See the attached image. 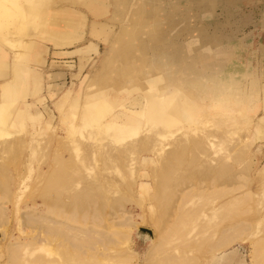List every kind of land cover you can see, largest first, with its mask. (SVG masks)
Returning <instances> with one entry per match:
<instances>
[{
    "label": "rangeland",
    "instance_id": "374dc122",
    "mask_svg": "<svg viewBox=\"0 0 264 264\" xmlns=\"http://www.w3.org/2000/svg\"><path fill=\"white\" fill-rule=\"evenodd\" d=\"M191 1L131 0L132 6L127 7L128 11L123 13L125 18H120L117 13L116 19L118 20L112 21L115 24L113 25L110 23L111 17L106 16L110 10L112 13L116 11L115 9L113 12L114 8H111L110 0H79V2L77 0H0V48L8 52L11 57L14 56L15 64L19 66L21 71L19 76L17 75L18 80L16 79L17 89L19 87L17 93H14L9 98L10 94L5 95L0 89V163L2 164L0 167V185L1 187L9 185L8 188H5L7 189L6 192L2 191L0 187V207H2L0 208V215H2L0 216V237L4 236V238H0V264H10L11 260L8 257L11 249H9V246L19 247L18 245L22 243L29 244L28 250H26L29 252H24L23 262H20L22 264H107L110 262L109 259L118 264L119 261L117 260L122 257L126 259L125 256L127 255L134 260L130 261L127 259L131 258H127L126 262L120 260L119 264L122 262V264H149L150 259L148 258H154L155 256H157L155 258H172V260L168 259L170 262L175 259L172 263L179 259H184V261L196 260L197 264H253V261H257V259H254L257 254L252 250L254 247L251 245L255 241L256 245H258V240L264 238V207H262V204L264 206V0L239 1V18L235 23L245 17L247 18L246 25L241 26L239 29L235 28L236 30L233 33L230 26L228 28L225 27L227 30L223 33H229L232 36H207L208 30L206 29L204 36L200 35L197 37L192 34V38L195 37L196 42H193L191 38L187 39L192 30H194L193 28L198 27V25H195L196 21L194 19L193 7L195 5L193 6ZM218 1L220 2V0H217L216 3H209L207 7L212 8L219 3ZM222 4L227 7L230 5L229 2H222ZM156 5L170 12L173 16H175V13L178 16L185 12L187 15L189 7L193 13L190 18L184 17L183 20L181 19L176 24L161 31L159 35L155 33L144 37L149 40L143 38L140 40H145L143 43L138 44L136 42L140 47L127 54L123 53L120 49L122 43H118L126 41L118 38V35L122 33V28L125 25L154 28L156 21L154 8ZM94 7L99 11L96 18L89 11V9L92 10ZM135 7L143 8L140 9V14H136V16L138 15L142 18L134 17L135 15L132 14V9ZM59 9L64 10L66 13L73 11L82 12V15L85 16L64 21L61 20V17L54 16V11ZM86 14L94 18L92 22L100 25L115 26L114 34L104 38L95 36V33L94 35L89 31L91 22L86 21L85 23ZM103 16H106L103 21L95 20ZM223 16H225L224 19L219 22H227V15L223 14ZM179 18L181 16H178ZM133 19L135 20L132 21ZM124 21L127 24L124 25ZM204 23L208 25L211 33L210 26L218 24V19L207 14ZM239 23L242 24L241 21ZM81 24H85V26L83 25L84 32L87 30L88 32L86 33H89L91 37L105 43V47L103 42L100 43V52L97 50V44L92 43L89 38H84L83 34L81 35V29L76 30V27ZM62 25L67 26V33L73 31V33L76 32V36L68 45L59 50L71 47L78 50L87 45L82 43L80 44L81 46L79 44L74 45L79 42L78 40L82 39L87 40L85 42L88 44L95 45V50L93 51L95 54H92V60L90 59L91 53L86 54L84 58L86 60L79 58V65L78 62L75 63V68L72 70L73 73L71 71L64 72L66 77H64L63 73H47V69L44 68V66H47V58L49 63L52 60L59 61V59H52V56H49L48 46L51 48V44L54 46V43L47 42L46 36L59 29ZM205 36L211 38L213 44L207 50L198 53L196 50L206 47ZM197 40H199V46L193 45L198 43ZM54 41L56 42L58 39L56 38ZM216 42L224 43L214 45ZM213 46L218 47L213 49ZM58 52L57 54L53 52L52 55H72L74 51L70 53ZM46 55H48L47 58ZM15 56L18 57L15 58ZM37 57H40V63L36 61ZM154 65L155 67L156 65L157 67L158 65L164 67L159 70L161 72H157ZM48 67L54 68V63H51ZM50 74H62V76L55 79ZM53 78L54 81L64 78L61 82L62 85L54 84ZM177 84L179 88L175 89V94L168 101L172 105V107L171 105L169 106L172 109L167 110L169 107L166 106L167 112L170 111V117L167 116V112L164 113L166 110L162 109L163 113L160 116L156 115L158 111L156 113L154 111L155 115L152 113V118L147 115V121L146 116L140 118L142 129L140 126L123 128L118 125L112 130L106 131L109 130L107 126L111 122L110 119L115 114L123 111V105L139 110L138 107L142 104L145 105L146 101L167 104L166 98L169 96L167 92L172 87L177 86ZM137 87L139 89H136ZM156 90L161 91L152 98L149 93ZM139 100H141L140 103ZM168 117L169 119L166 120ZM147 122L151 123L149 125L151 126L150 128ZM153 123L154 126H152ZM154 127L155 130L153 131ZM149 129L152 130L149 131ZM155 131H159L162 136H157L156 134L159 135L160 133ZM146 136L147 138H145ZM152 136L155 137L154 140L150 139ZM152 141L159 144L155 143L156 145L152 146L154 143L152 145H150L151 143L149 144ZM178 143L181 144L178 145ZM140 144L143 145L142 148H140ZM174 145L177 150L173 147ZM158 146H160V149H158ZM163 146L165 150L162 152L149 151L153 149L152 147H156L154 148L155 151L161 150ZM179 147H184V149ZM131 148V152L126 151ZM117 149L120 150V153ZM179 149L180 151L183 150L184 153L181 152L183 153L182 155L186 156H184L186 160L180 170L178 168L175 169L178 170L176 172L178 174L174 171L170 182L173 186L177 183V186H174L177 190H173L176 195L173 194L176 197H174L176 202L169 200L173 203L171 205V203L167 202L169 203L168 205L172 206L171 208L166 204H163V207L164 205L168 207L159 208L160 203L163 202L154 198H156V195L159 196L158 193L162 194L163 191L165 195L168 193L166 188L159 190L160 187L156 185L163 178L160 175L163 170L160 169H162V164L165 161L163 163L160 159H170L171 155L174 152H178ZM171 150L174 151L172 152ZM125 152H128L126 153L127 156ZM107 153H111L110 156ZM194 155L198 156L195 157ZM62 160L64 161L62 162ZM214 161H217L215 162L217 164ZM188 164H190V167ZM196 166L197 168H194ZM3 167L4 169H9L3 171ZM220 167L221 169H218ZM227 167L233 170L232 172L228 171L229 174L224 171L228 169ZM61 168H64L63 172L60 171L62 170ZM206 168H212V170L210 169L212 172H207L209 170ZM213 171L214 173L224 171L231 178L228 179V176L221 178L224 175L218 176L220 172L214 174ZM67 172L69 173L68 178L65 177ZM186 172L191 173L188 174ZM58 173L64 174L63 176L69 182H65L66 179H63V177L60 179ZM69 175L72 177L70 178ZM85 176L86 178H84ZM188 176L191 179L185 178ZM2 177L4 178L2 179ZM56 180L62 182V185L57 184L58 181L56 182ZM2 181H10L12 183H2ZM49 181H53L58 186H54L51 183L56 188L50 187L49 189V187H46V185H50ZM187 181L191 183L189 184ZM78 182H82L80 186ZM180 182L185 184L183 185L184 188L180 187L183 184H180ZM244 182L247 183L244 184ZM213 183H216V186L212 185L211 187ZM217 183H219L220 187ZM60 185L64 187L63 190H67L69 187L68 192H65L64 195L60 193V190L64 193ZM202 188L206 195L213 191L226 190L228 188L230 189L229 191L232 189L239 190L236 192L231 191V193H228L231 195L219 201L211 200L208 201L209 203H204L201 199H205V197L203 196L200 199ZM181 190L185 191L187 196L188 194L191 197L194 195L190 199L191 201L184 202L181 199L184 195ZM86 192H90V195H97L95 204L100 199L106 205L110 201L114 203L110 202L109 207H103L106 208L105 211L107 212H105L104 216L101 215L100 220L97 219L95 221L99 223H94L92 219L93 213L89 211L93 208L95 209L94 202L85 207L89 209L87 221L93 220L91 223H94L93 225L90 222L85 224L84 219H82L84 222L82 224L81 217L85 216H81V213L78 214L79 221L75 223L76 225L63 219V213L72 210L71 207L69 208V204L72 202L71 198L74 197L73 200L75 201L78 194L83 196ZM245 193L246 196L249 194L254 195L253 197L250 195L253 199H250V208L249 205L248 208H244L240 216L234 218L233 221H228V219V222L224 221V217H222L224 224L220 226L225 228L231 223L238 225L237 223L243 222L245 225L249 224L247 225L249 229L244 231V228V230L240 231L244 234L236 231L237 235H240V237L236 235L239 240H235V237V241L227 248L220 249V247H215L216 250L219 248L216 253L212 252L213 249L207 251L206 246L209 248L211 242L217 241L218 238L221 239V237L216 236L220 233L213 237L212 233L215 229H210L212 225L215 228L214 225L219 220H222L220 216L223 210L220 211L221 207H217L224 203L227 204L230 200L233 201L234 198L242 197ZM58 197H60L59 200ZM211 197L213 198V196L207 198L211 199ZM59 201L60 203L62 201V205ZM115 201L116 203L119 202L120 206L118 204L115 206ZM211 202L214 204H210ZM57 204H59V207L61 205V210L65 208L64 211L59 210L60 208L58 209ZM110 204L115 207H110ZM180 205L184 206V210L195 213L194 218L190 223L185 224L186 227H182L184 229L180 228L181 231L178 230L180 231L179 233L177 231L178 234L170 235L171 239L169 242L164 243V247L161 246V250L164 249L163 251L158 250L159 248L156 249L155 246L157 247V245L155 244H158L161 240V232L164 230L166 232L173 223L177 222L176 217L179 212L178 206L180 207ZM48 208H51L52 212ZM221 209H224L225 213L223 215L226 216L225 208ZM58 210L61 211V217L60 212H58L59 214L57 213ZM56 213L59 217L52 215ZM110 213L114 214L115 217H111ZM49 217L50 221L57 220L58 222V224L53 223L55 225L49 224L50 227L55 226V228H52L53 230L60 227L62 232V228L65 227L69 231L74 225L76 226L75 229L77 227L86 229L83 230L84 228H82V231L79 228L75 231L71 229L73 230L72 233L85 231L86 234V231L91 228V230L98 229L100 234L108 235L107 237L110 240L113 238L112 242L116 240L118 242L112 243L113 247H108V249L111 247L110 250H103L105 252L101 256H98L100 249L93 251V248H84V251L81 252L75 248V245L77 238L82 237V234L73 233L78 236L77 238H73L75 236L72 237V234H69L70 231L68 233L65 232V234L45 236L44 232H42V225L39 224H42L43 218ZM27 218L29 222H31V219L36 221L38 219L37 222L34 221V224H30L33 225V228L26 223L28 222ZM40 218L42 220L39 221ZM61 220L63 224L59 222ZM120 222L125 224L121 227L120 225L122 224H119ZM23 224H27L26 228ZM59 224H62V226ZM117 224L120 226L117 228L119 230L115 229V225L118 226ZM219 224L217 225L219 226ZM94 225L97 226L94 227ZM49 226L47 225L48 228H50ZM204 226L206 228L209 227L210 230L207 231ZM112 229L115 230L113 231ZM141 229L150 230L153 233V237L151 238L148 234L141 232ZM118 231L123 233L120 234L121 237H119ZM95 232L97 231L93 233ZM205 232L211 233H207V235ZM99 233L97 232L96 234ZM114 233H118V236H113L112 234ZM68 234L69 237L65 236ZM203 234L212 236L215 241H211L210 239L212 238L205 237ZM63 236L70 240L63 238ZM91 236L92 238L94 236V239L99 238L94 234ZM32 237L35 239L33 240ZM198 238H201V242L204 243V245H201L202 247H199L201 242H198L200 241ZM203 238L207 239L209 245H206ZM31 240L32 243L35 241V245L30 243ZM36 240L40 241L37 242ZM110 240H108L109 243H111ZM259 242H262V240ZM212 245V248H214L215 244L212 243ZM106 252L108 253L106 254ZM118 252L121 253L119 254ZM252 252L255 254H252ZM104 255H108L105 256L106 259ZM182 260L175 263L179 262L180 264ZM259 262L264 264V257L261 258V261L255 262V264ZM109 264H113V262Z\"/></svg>",
    "mask_w": 264,
    "mask_h": 264
},
{
    "label": "bare ground",
    "instance_id": "6f19581e",
    "mask_svg": "<svg viewBox=\"0 0 264 264\" xmlns=\"http://www.w3.org/2000/svg\"><path fill=\"white\" fill-rule=\"evenodd\" d=\"M69 1V0H68ZM78 2H79V0H77ZM130 1L131 0H110V5H111V8L113 9V12L115 11V9H116V11L114 12V13H112V11L110 10V12L109 13H111V19H110V23L111 24H113V25H115L114 23H112V21H115V19H116V14L118 13L119 14V16H120V18H123L124 16H123V13L125 12H127L128 11V9H127V7H131L132 5H131V3H130ZM72 2H74V1H72ZM78 2H76V3H78ZM89 3V2H88ZM86 7H87V5H86ZM90 7V6H89ZM140 9H143L142 7H135L134 9H132V11L133 12H135V13H133L132 12V14H134L135 16L134 17H137L136 16V14H140V12H141V10ZM155 13H156V21H155V26H154V28H144V27H140V26H127V25H125V24H127L125 21V23H123L124 25H125V27L124 28H122V33L121 34H119L118 35V38L119 39H122V40H126V41H121V42H118V43H122V45L120 46V49L123 51V53H125V54H127L128 52H130V51H133V50H135L136 48H138V47H140V45H138V44H141V43H143L146 39H148V38H144V37H147V36H149V35H152V34H155V33H158V35H159V33L161 32V31H163V30H165L168 26L170 27L171 25H174V24H176L177 22H175V23H173L175 20H178V18H176L177 17V15L176 16H173V17H168V11H166V10H164L163 8H161V7H159V6H155ZM87 10H88V8H87ZM89 11H90V14H92V15H94L95 16V18L98 16V14H99V11L94 7V8H92V10H90L89 9ZM145 11V10H144ZM85 14V13H84ZM143 14V13H142ZM54 16H58V17H61V20H68V19H79V18H83V16L84 15H82V12L80 13V12H78V11H73V12H70V13H66L64 10H62V9H59V10H57V11H54ZM179 16H181V15H179ZM138 17H141V16H138ZM125 18V17H124ZM142 18V17H141ZM141 18H140V20H141ZM127 19H129V18H127ZM132 19V18H131ZM136 19H138V18H136ZM182 19V18H181ZM116 20H118V19H116ZM135 19H133L132 21H134ZM131 21V20H130ZM85 23H86V19H85ZM130 23V22H129ZM145 23V22H144ZM117 24V23H116ZM142 24V23H141ZM84 26H85V24H83ZM82 24L81 25H79V26H77L76 27V30L77 29H83L84 28V26H83ZM113 25H104V24H102V25H100V24H97L96 22H92L91 21V25H90V27H89V31L91 32V33H95L94 35L95 36H98V38L99 37H102V38H104V37H106V36H112L114 33V31H115V26H113ZM123 25V26H124ZM83 26V27H82ZM127 26V27H126ZM66 28H67V26L66 25H62V26H60V28L59 29H57L56 31H53V32H51L50 34H48L47 36H46V41L47 42H53L54 43V47H59V49L60 48H62V47H64V46H66V45H68L69 44V42L71 41V40H73L74 39V36H76V32H74L73 33V31L72 32H70V33H67L66 32ZM194 30H192V34H194V33H196L197 35V37L198 36H200V35H204L205 33H204V31L203 30H201L200 28H199V30L197 29H195V28H193ZM75 31V30H74ZM78 31V30H77ZM115 35H117V34H115ZM116 37V36H115ZM58 39V41H54L55 39ZM113 38V37H112ZM145 39V40H143V41H140V40H142V39ZM150 38V37H149ZM156 38V37H155ZM155 38H153V40H155ZM135 39H138V40H136L135 41ZM152 39V38H151ZM104 40V39H103ZM134 40V41H133ZM149 40V39H148ZM157 40V39H156ZM114 41H119V40H114ZM113 41V42H114ZM204 41H205V44H206V47H209V46H212V44H213V41H212V39L211 38H209V37H207V36H205L204 37ZM138 44H137V43ZM157 42V41H156ZM156 42H154V43H156ZM115 43V42H114ZM154 43H150V44H154ZM32 44V43H31ZM149 44V43H148ZM204 44V45H205ZM145 45V44H144ZM144 45H141V46H144ZM111 46H112V44H111ZM147 46V45H146ZM95 46L94 45H92L91 43L90 44H87V45H85V46H83V47H81V48H79L78 50H75L73 53H72V55L74 54V55H77V57L78 58H81L82 60L86 57V54L87 53H92L94 50H95V48H94ZM205 47V46H204ZM55 49H57V48H55ZM207 50V49H206ZM204 51V49H203V47H201V49H199V50H196V52H198V53H201V52H203ZM58 53H61V52H58ZM56 54H57V52H56ZM59 55V54H58ZM62 56V55H61ZM18 57V56H17ZM16 56H15V58H17ZM81 60V61H82ZM84 60H86V59H84ZM11 61V62H10ZM36 61L38 62V63H40L41 62V59H40V57H37L36 58ZM213 61H214V59H213ZM155 64V63H154ZM162 67V66H161ZM161 67H160V65H158V67H157V65H156V67H155V65H154V68H156V71L157 72H161V71H159V70H161ZM164 67V66H163ZM162 67V68H163ZM177 71V70H176ZM21 71H20V69H19V66H16V64H15V61H14V56L13 57H11L10 56V54L8 53V52H6V51H4V50H2L1 48H0V89H1V91H3L4 92V94L5 95H9L8 97L10 98L14 93H17L18 92V90H19V87H18V89H17V83H16V79L18 80V76H19V73H20ZM172 72V71H171ZM38 74V73H37ZM172 74H174V73H172ZM181 74V73H180ZM18 75V76H17ZM34 75V74H33ZM36 75V74H35ZM50 75H53V74H50ZM62 76V74H55V75H53V77L56 79V78H59V77H61ZM179 76V75H178ZM181 77H182V74L180 75ZM33 78V77H32ZM50 78H51V76H50ZM54 78H53V81H54ZM162 80L164 81V79H163V77H162ZM179 81H182V80H179ZM179 83V82H178ZM179 85H180V83H179ZM179 85L177 84V86H175V87H172L171 88V90H168V92H167V95H169L167 98H166V100H167V104H165V103H155V102H152V101H146V104L144 105V104H142L140 107H138V109L139 110H137V109H132V108H130V107H127V106H125V105H123V111L122 112H120V113H118V114H115L111 119H110V124L107 126V127H109V130H106V131H110V130H112L114 127H117L118 125L120 126V127H126V128H128V127H132V126H136V127H138V126H140L141 125V122H140V118H143L144 116H146V121H147V115L149 116L150 115V117H151V115H152V113L154 112V113H156L157 111V116H160V115H162V113H163V111H162V109L163 110H166L167 108H166V106H170L171 104L168 102V101H170V98H171V96L172 95H174L175 94V89H178L179 88ZM55 89V88H54ZM136 89H139L138 87L136 88ZM134 90V89H133ZM189 90V92H191V90L190 89H188ZM161 90H156V91H150V95L152 96V98H154L155 96H157L158 94H159V92H160ZM179 91H180V89H179ZM178 91V92H179ZM177 93V92H176ZM136 99V98H135ZM14 101H15V98H14ZM140 101L141 100H139V103H140ZM143 103V102H142ZM133 105H135V104H133ZM171 107H172V105H171ZM171 107H169L167 110H169V109H172ZM122 108V107H121ZM167 110L164 112V113H166L167 112ZM153 113V115H155ZM169 113H170V111L169 112H167L166 114H168L167 116H171V115H169ZM167 116H165V117H167ZM169 117L168 118H166V120L167 119H169ZM152 118V117H151ZM148 119H149V117H148ZM150 120V119H149ZM158 121V120H157ZM163 121H165V120H163ZM151 122V121H150ZM153 122V121H152ZM169 122V121H168ZM147 124H148V127L150 128L151 126H149L151 123H148L147 122ZM156 125H157V123H155ZM116 125V126H115ZM158 125H160V124H158ZM152 126H154V123H153V125ZM141 127V126H140ZM122 128V129H123ZM141 129H142V127H141ZM150 130H152V129H149V131ZM155 130V127L153 128V131ZM139 131V130H138ZM156 132V131H155ZM154 132V133H155ZM156 133H160L159 131H157ZM157 136H162L161 135V133L158 135V134H156ZM155 135V136H156ZM156 136V137H157ZM182 136V135H181ZM151 137V136H150ZM115 138V137H114ZM121 138V137H120ZM145 138H147V136L145 137ZM153 138V139H152ZM152 138H150L151 140H154V138L155 137H153L152 136ZM159 139V138H158ZM180 139V138H179ZM181 139H183V138H181ZM202 139V138H201ZM200 139V141H202ZM109 140V139H108ZM118 140V139H117ZM178 140V139H177ZM112 141V140H111ZM114 141V140H113ZM156 141H158V140H156ZM181 142H182V140H180ZM184 141V140H183ZM206 141V140H205ZM195 142V141H194ZM198 142V141H197ZM135 143V142H134ZM151 143V144H150ZM152 143H154L153 145H152ZM156 142H149V144L150 145H152V146H155L156 144H155ZM171 143H173V142H171ZM170 143V144H171ZM176 143H177V141H176ZM186 143V142H185ZM203 143V142H202ZM159 144V143H158ZM157 144V145H158ZM164 144V143H163ZM174 144V143H173ZM179 144H181V143H178V145ZM183 144V143H182ZM193 144V143H192ZM207 144V143H206ZM133 145H135V144H133ZM141 145V144H140ZM185 145V144H184ZM203 145V144H202ZM108 146V145H107ZM164 146L166 147V145L164 144ZM164 146H163V148L161 149V150H158V151H155L154 150V148H156V147H152L153 149H151L150 147V149L151 150H149V151H154V152H162L163 150H165L164 149ZM201 146V145H200ZM139 147V146H138ZM143 147V145H141V147L140 148H142ZM159 148L158 149H160V146H158ZM172 147V146H171ZM175 149H176V146L174 145L173 146ZM193 147H194V145H193ZM168 148V147H167ZM179 148H181V147H179ZM183 149H184V147H182ZM181 148V149H182ZM194 148H196V147H194ZM192 149V148H191ZM114 150V149H113ZM118 150V152L120 151L119 149H117ZM138 150V149H137ZM136 150V151H137ZM140 150V149H139ZM147 150V152H149ZM177 150V149H176ZM196 150V149H195ZM107 151V150H106ZM111 151V150H110ZM126 151H128V152H131L132 151V148L131 149H129V150H126ZM167 151V150H166ZM170 151V150H169ZM172 151V150H171ZM174 151V150H173ZM172 151V152H173ZM182 152H183V150H181ZM180 151V149L178 150V152H174V154H172V155H174V157H172V155H171V157H170V159H163V158H161L160 160L163 162V161H165V163L164 164H162V169H160V170H163L162 172L161 171H159V172H161V177H163L162 179H163V181H162V179L161 180H159V184H158V182L156 183V185H158V187H160L159 188V190H164V188H166L167 190H168V193L165 195L163 192H162V194L161 193H158V195L159 196H157L156 195V198H154V199H156L157 201L158 200H161L163 203H160V205H159V208H165V207H168V206H170V208L172 207L171 205L173 204V203H171L170 201H174V199L176 198L175 196V192H173V190L174 191H176L177 189L175 188L176 186H177V183L173 186L170 182H171V179H172V177H173V173H174V171H175V173L176 172H178V170H175V169H179L180 170V167L182 166V164L184 165V162H185V160H186V156L185 155H182L183 153ZM185 151V150H184ZM116 152V151H115ZM123 152H124V150H123ZM128 152H125V155L127 156V154L126 153H128ZM140 152V151H139ZM186 152V151H185ZM192 152V151H191ZM105 153V152H104ZM103 153V155H105ZM120 153V152H119ZM153 153V152H152ZM175 153H177V154H175ZM111 154V153H110ZM110 154L109 153H107V155L108 156H110ZM124 154V153H123ZM134 154H136V153H134ZM155 154H157V153H155ZM154 154V155H155ZM189 154V153H188ZM197 154V153H196ZM102 155V154H101ZM114 155V154H113ZM129 155V154H128ZM137 155H139V154H137ZM136 155V156H137ZM158 155H159V153H158ZM166 155H167V153H166ZM119 156V155H118ZM185 156V157H184ZM190 156V155H189ZM195 156V155H194ZM198 156V155H197ZM197 156H195V157H197ZM205 156V155H204ZM112 157H115V156H112ZM117 157V156H116ZM115 157V158H116ZM122 157V156H121ZM120 157V158H121ZM125 157V156H124ZM157 157V156H156ZM160 157H162V156H160ZM159 157V158H160ZM165 157V156H164ZM192 157V156H191ZM201 157V156H200ZM101 158H103V157H101ZM158 158V159H159ZM185 158V159H184ZM193 158V157H192ZM104 159H107V158H104ZM108 159H111V158H108ZM113 159V158H112ZM137 159V158H136ZM136 159H134V160H136ZM190 159V158H189ZM198 159V158H197ZM202 159V158H201ZM191 160V159H190ZM64 160H62V162H63ZM112 161V160H111ZM110 161V162H111ZM157 161V160H156ZM160 161V162H161ZM201 161V160H200ZM115 162V161H114ZM121 162V161H120ZM119 162V163H120ZM161 162V163H162ZM212 162V161H211ZM215 162H217V161H214V163ZM189 163H191V162H189ZM192 163H194L193 161H192ZM195 164V163H194ZM201 164H203V163H201ZM215 164H217V163H215ZM219 164V163H218ZM1 163H0V167H1ZM212 166H213V164H211ZM4 166V165H3ZM65 166H66V163H65ZM188 166L190 167V164H188ZM188 166H186L187 168H188ZM207 166H209V165H207ZM215 166V165H214ZM217 166V165H216ZM218 166H220V165H218ZM222 166V165H221ZM224 166H225V164H224ZM227 166V165H226ZM5 167H7V166H5ZM229 167V166H228ZM227 167V168H228ZM66 168V167H65ZM161 168V167H160ZM194 168H197V166L196 167H194ZM201 168V167H200ZM199 168V169H200ZM203 168V167H202ZM208 168V167H207ZM206 168V169H207ZM214 168V167H213ZM230 168V167H229ZM226 169V170H224L226 173H228V171H233L232 169ZM6 169V168H5ZM5 169H4V167H3V171H5ZM9 169V168H8ZM8 169H6V170H8ZM62 169V168H61ZM79 169V168H78ZM212 170V168H209V169H207V170H209V171H207V172H212L211 170ZM218 169H221V167L220 168H218ZM2 170V169H1ZM63 170H64V168L62 169V170H60L61 172H63ZM159 170V169H158ZM202 170V169H201ZM203 170H204V168H203ZM217 170V169H216ZM2 171V172H3ZM67 171H69V170H67ZM186 171H187V169H186ZM197 171V170H196ZM199 171V170H198ZM221 171V170H220ZM220 171H218V172H220ZM224 171L223 172H220V174L218 175V176H220L221 174L222 175H224V177L222 176L221 178H225L226 176H228L226 173H224ZM61 172H59V173H61ZM217 172V173H218ZM230 172V173H231ZM6 173H8V172H6ZM58 173V177L60 178V179H62L61 177H63V179H66L65 177H67L68 176V172L66 173V175H65V177L62 175V174H59ZM71 173V172H70ZM186 173H188V172H186ZM185 173V174H186ZM191 172H189L188 174H190ZM199 173V172H198ZM213 173H214V171H213ZM212 173V174H213ZM216 173V172H215ZM214 173V174H215ZM216 173V174H217ZM1 174V173H0ZM8 174H10V173H8ZM176 174H178V173H176ZM175 174V175H176ZM204 174V173H203ZM205 174H207V173H205ZM229 174V173H228ZM3 175V174H2ZM5 175V174H4ZM3 175V176H4ZM59 175H61V176H59ZM6 176V175H5ZM192 176V175H191ZM208 176H209V174H208ZM236 176V175H235ZM58 177H57V179H58ZM69 177L71 178L72 176H70L69 175ZM184 177V176H183ZM190 176H188V177H185V178H188V179H191V178H189ZM214 177V176H213ZM216 177V176H215ZM4 177H2V179H3ZM68 178V177H67ZM84 178H86V176L84 177ZM185 178H183V179H185ZM217 178V177H216ZM215 178V179H216ZM231 178V177H230ZM229 178V176H228V179H230ZM1 179V180H2ZM60 179H58V180H60ZM218 179V178H217ZM227 179V180H228ZM5 180V179H4ZM58 180H56V182L58 181ZM89 180V179H88ZM158 180V179H157ZM211 180H213V179H211ZM221 180H224V179H221ZM226 180V179H225ZM11 181H13L12 179H11ZM67 181V179L65 180V182ZM79 181V180H78ZM82 181H85V180H82ZM190 181V180H189ZM217 181V180H216ZM231 181V180H230ZM230 181H228V182H230ZM5 182H10V181H2V183H5ZM50 183V185H51V183H52V185H54V186H58V185H55V183H53V181L51 182V181H49ZM65 182H63V183H65ZM67 182H69V181H67ZM162 182V183H161ZM184 182V181H183ZM183 182H180V184L181 183H183ZM213 182H215V181H213ZM10 183H12V182H10ZM14 183V182H13ZM62 182H60V181H58L57 182V184H61ZM79 183V182H78ZM77 183V184H78ZM80 183H82V182H80ZM80 183L78 184L79 186H80ZM110 183V182H109ZM187 183H189L188 181H187ZM191 183V182H190ZM189 183V184H190ZM245 183H247V182H244V184ZM48 184V183H47ZM84 184V183H83ZM180 184H178L179 186H180ZM202 184H203V182H202ZM201 184V185H202ZM216 183H213V184H211V187H212V185H214V186H216L215 185ZM218 185H219V183H217ZM230 184V183H229ZM47 186L46 185V187H49V189H50V187H52V188H56V187H54V186ZM62 185V184H61ZM60 185V187H62ZM64 185V184H63ZM66 185H67V183H66ZM161 185V186H160ZM183 185H185L184 183L182 184V186ZM201 185H199V186H201ZM68 186H69V184H68ZM78 186V187H79ZM92 186V185H91ZM90 186V187H91ZM98 186V185H97ZM182 186H180L181 188H184V186L182 187ZM232 186V185H231ZM0 187H1V185H0ZM8 188L9 187V185L7 186H5V187H1L2 189V191L4 190L5 192L7 191V189H5V188ZM10 187H12V186H10ZM59 187V188H60ZM64 187H65V185H64ZM64 187H62V190L64 189ZM76 187V186H75ZM83 187V186H82ZM187 187H189V186H187ZM210 187V189H212ZM219 187H220V185H219ZM66 188H67V186H66ZM73 188V187H72ZM89 188V187H88ZM107 188V187H106ZM201 188V187H200ZM229 188H232V187H229ZM224 189V190H219V191H213V192H210L208 195H206V194H204V190H203V188H202V190L203 191H201L200 192V199H201V197H205V199H207V200H205L204 198L203 199H201L204 203H206V202H208V201H215V200H217V201H219V200H221L222 198H224V197H228L229 195H231V194H228V193H231V191L232 192H236L237 190H239L240 188L239 187H236V188H239V189H236V190H231V191H229L230 189ZM10 189V188H9ZM46 189V188H45ZM61 189V188H60ZM95 189H97V188H95ZM94 189V190H95ZM179 189V188H178ZM189 189H190V187H189ZM199 189V188H198ZM223 189V188H222ZM11 190V189H10ZM12 190H13V188H12ZM47 190V189H46ZM67 190H69V187H68V189ZM67 190H63V192L64 193H62L61 192V190H60V193L62 194V195H64L65 194V192H68ZM71 190V189H70ZM75 190V189H74ZM110 190V189H109ZM170 190H172V191H170ZM200 190V189H199ZM218 190V189H217ZM72 191V190H71ZM89 191H90V189H89ZM104 191V190H103ZM157 191V190H156ZM178 191H180V190H178ZM182 191V190H181ZM5 192H2V193H4V194H6ZM107 192V191H106ZM183 192V198H181V197H179V198H181L184 202H187V201H189L190 199H192V197H194V195L191 197V196H189V194H188V196H187V193H185V191H182ZM47 193V192H46ZM73 194H74V192H72ZM79 193H81V192H79ZM90 193V192H89ZM89 193H84L83 194V196H79V194H78V196L75 198L76 200L74 201L73 200V198L74 197H72L71 198V201L72 202H70L71 204H69L70 206H69V208L71 207V209L72 210H70L69 212H66V213H63V219H65L66 221H68L69 223H73V224H75V223H77L78 221H79V216H78V214H80L81 216H85V217H81V221H82V219H84V222H85V224H87V223H89L90 222V224L92 223V221L94 220V223H99V222H95V221H97V219H99L100 220V218L102 217L101 215H103L104 216V214H106L105 212H107V211H105V209L106 208H103V207H105V206H108L109 207V203L111 202L112 204L114 203V202H112V201H110V202H108L107 203V205L104 203V202H102L101 200L102 199H98L97 198V200H99L98 202H97V204H95L96 202H95V200H96V196L97 195H90ZM99 193V192H98ZM102 193V192H101ZM157 193V192H156ZM155 193V194H156ZM179 193V192H178ZM211 193H213V194H211ZM249 193H251V192H249ZM9 194H11V193H9ZM104 194V193H103ZM173 194L175 195V196H173ZM214 194H217V195H214ZM7 195V194H6ZM62 195H60V196H62ZM72 195V194H71ZM81 195V194H80ZM226 195V196H225ZM251 194H249V195H247L246 196V193L244 194V196H242V197H237V198H234L233 199V201L232 200H230V202H227V204L226 203H224L223 205L221 204V205H219L217 208H225V211H226V216L225 215H223L225 212H224V209H219L220 211L221 210H223L222 211V214H221V218L220 219H222V220H219L218 221V223H220L219 224V226L217 225V224H215L214 225V227L215 228H213V225L211 226L212 228H210V229H215L214 230V232L212 233V236L214 237V235H216V234H219V235H216V236H218V237H221V239L220 238H218L217 239V241H215L214 240V238L212 237V236H207L208 234L207 233H209V232H205V234H207V235H204L205 237H210V238H212V239H210L211 241H215V242H211V244H210V246H209V248H208V246H206V249H208L207 251H209V250H212V252H218L219 251V248H217V250H216V248L215 247H220V249H224V248H227L229 245H231V243L233 242V241H235V240H239L238 238H237V236H239L240 237V235H237V233H238V231L240 232L241 230H244V228H245V230L244 231H246L247 229H249V227H247V225H249V224H247V225H245V223H243V222H241V223H237L238 225H235V224H230L229 226H225V228H224V226H223V228L221 227L222 225L221 224H224L223 222L226 220L227 221V219H228V221H233V219L234 218H236L237 216H240V214L243 212V210H244V208H248V205H249V208H250V199L251 200H253L252 199V197L254 196H250ZM9 196V195H8ZM11 196V195H10ZM101 196H102V194H101ZM103 196H105V195H103ZM107 196H108V194H107ZM153 196V195H152ZM210 196H213V198L211 197V199L210 198H207V197H210ZM217 196V197H216ZM155 197V196H154ZM175 197V198H174ZM215 197V198H214ZM69 198V197H68ZM101 198V197H100ZM104 198V197H103ZM218 198V199H217ZM220 198V199H219ZM60 199V197H58V200ZM105 199H107V198H105ZM155 200V201H156ZM170 200V201H169ZM57 201V200H56ZM56 201H55V203H56ZM191 201V200H190ZM66 202V201H65ZM64 202V203H65ZM94 202V204H95V209L93 208L92 210H89L88 208H85V207H88L87 205L88 204H91V203H93ZM164 202H166V203H164ZM167 202H169V203H171V205H168L169 203H167ZM174 202H176V201H174ZM59 203H60V201H59ZM119 202H117L116 203V201H115V206H117V204H118ZM209 203V202H208ZM207 203V204H208ZM61 205H62V201H61V203H60ZM93 204V205H94ZM112 204H110V207H112ZM120 204V203H119ZM118 204V205H119ZM157 204H158V202H157ZM163 204H166V205H168V206H166V205H164V207H163ZM182 204V203H181ZM184 204V203H183ZM188 204V203H187ZM210 204H214L213 202H211ZM1 205V204H0ZM56 205V204H55ZM55 205H53V206H55ZM61 205H60V207H59V204H57V206H58V209L59 210H61ZM113 205V206H114ZM184 205H186V204H184ZM100 206V207H99ZM114 206V207H115ZM120 206V205H119ZM182 205H180V207L178 206V208H179V212H178V215H177V217H176V220H177V222L176 223H173V225H171V227L170 228H168L167 229V231L166 232H164L163 230V232H161L162 233V235H161V240L158 242V244L156 243L155 245H157V247L155 246V248L157 249V248H159L158 250H161V246H163L164 247V243H168L169 242V240L171 239L170 238V235L171 236H174V235H176V234H178L181 230H180V228H182L183 226H185L186 227V225L185 224H187L188 222L190 223V221L194 218V216H195V213L193 214V213H190L189 211H187V210H184V206H182ZM208 206V205H207ZM210 206V205H209ZM223 206V207H222ZM93 207V206H92ZM114 207H112V208H114ZM206 207V206H205ZM262 207H264L263 206V204H262ZM0 208H2V207H0ZM47 208V207H46ZM53 208V207H52ZM49 209V208H48ZM51 209V208H50ZM49 209V210H50ZM64 209L65 208H62V210L64 211ZM109 209H111V208H109ZM46 210V209H45ZM49 210H47V211H49ZM57 211V213L58 212H60V217L62 216V214H61V211ZM90 212H92L93 213V215H92V219L93 220H91V219H88V220H91V221H87V217H89V215L87 214L89 211ZM46 211V212H47ZM51 212H52V210H50ZM54 211H56V210H54ZM54 211H53V213H54ZM178 211V210H177ZM217 211H218V209H217ZM110 212H111V210H110ZM113 212V211H112ZM193 212V211H192ZM57 213L56 214H52V215H57ZM91 213V214H92ZM3 214V213H2ZM49 214V213H48ZM51 214V213H50ZM59 214V213H58ZM90 214V215H91ZM4 215V214H3ZM113 215V216H112ZM0 216H2V215H0ZM106 216H108V215H106ZM110 216L111 217H115L114 216V214H112V213H110ZM4 217V216H3ZM56 217H59V215H57ZM222 217H224V221H223V218ZM28 219V218H27ZM112 219H114V218H112ZM232 219V220H231ZM1 220V219H0ZM40 220H42L41 218L39 219V221ZM51 219H50V217L49 218H43V222H41L42 224H39V225H42V232H44V234H45V236L46 235H51L52 236V234L54 235V234H56V235H59V234H65V232H69V234H72V237L73 236H75V237H73V238H77L78 236L77 235H83L82 237H80V238H77V242H76V245H75V248L76 249H78L79 251H81V252H83L84 251V248H87V249H92L93 251H95V250H97L98 251V249H100V253H98V256L100 255H102V254H104V252L105 251H103V250H110V248L111 247H113V245H112V243H115V242H118L117 240L116 241H111V240H113V238L110 240V238L109 237H107L108 235H102V234H100L99 232L100 231H98V229L96 230V229H93L94 231H97L99 234H96L97 232H95V233H93L94 231L93 230H87L86 231V234H85V231L84 232H82V233H80V232H73L74 234H76L77 233V235H74L73 233H72V231L74 230H76V229H80V227H77L76 229H75V227L76 226H72V228L71 229H73V230H71V229H69V231H67V229L65 228H62L63 229V233L60 231L61 229H60V227H59V225H61L62 226V224H63V222H62V220L61 221H59V222H62V224H59L58 225V227L59 228H56L55 230H53L52 228H55V226L54 227H50L49 226V224H51V225H55V224H58V222H57V220H52V221H50ZM98 220V221H99ZM102 220V219H101ZM175 220V221H176ZM34 221H36V220H34V219H31V222H29V219H28V222H26V223H28V225H30V224H34L35 222ZM37 221H38V219H37ZM36 221V222H37ZM222 221V222H221ZM227 221V222H228ZM50 222V223H49ZM83 222V221H82ZM84 222L82 223V224H84ZM106 222V221H105ZM110 222V221H109ZM113 222V221H112ZM127 222V221H126ZM3 223H5V222H3ZM39 223V222H38ZM53 223H55V224H53ZM93 223V224H94ZM101 223V222H100ZM236 223V222H235ZM0 224H1V221H0ZM6 224V223H5ZM37 224V223H36ZM93 224H91V225H93ZM102 224V223H101ZM101 224H100V226H101ZM119 224H122V225H120L121 227L123 226V224H125V223H122V222H120ZM128 224V223H127ZM227 224V223H226ZM244 224V225H243ZM24 225V227L26 228V225L27 224H23ZM47 225L50 227V228H48L47 227ZM76 225V224H75ZM107 225V224H106ZM118 225V224H117ZM221 225V226H220ZM1 226V225H0ZM30 226H32V228H33V225H30ZM65 226V225H64ZM67 226V225H66ZM95 226H97V225H94V227ZM102 226H103V224H102ZM108 226V225H107ZM119 225L118 226H116L115 225V229L116 230H119V229H117V228H119L120 227ZM125 226H128V225H125ZM23 227V226H22ZM103 227H105V226H103ZM205 227V226H204ZM41 228V227H40ZM82 228H84V227H81V229ZM88 229H89V227H87ZM218 228H222V229H218ZM28 229H30V228H28ZM39 229V228H38ZM80 229V231H82ZM86 228H84L83 230H85ZM115 229H112L113 231L115 230ZM182 229H184V228H182ZM204 229H207V231H209L210 229H209V227H205ZM52 230V231H51ZM66 230V231H65ZM178 230H180V231H178ZM177 231H178V233H177ZM202 231H203V229H202ZM236 231H237V233H236ZM60 232V233H59ZM116 232V231H115ZM204 232V231H203ZM202 232V233H203ZM228 232H229V234H228ZM233 232V234L231 235V233ZM26 233V232H25ZM51 233V234H50ZM80 233V234H79ZM88 233V234H87ZM101 233H105V232H101ZM111 233H113L112 231H111ZM118 233H119V237H121V233L122 232H119L118 231ZM118 233L116 234V233H114V234H112L113 236H115V235H117L118 236ZM160 233V232H159ZM173 233H175V234H173ZM211 233V232H210ZM209 233V234H210ZM235 233V234H234ZM240 233H242V234H244L243 232H240ZM69 234L68 235H65V236H67V237H69ZM97 235L96 237H99L98 239H94V236H93V238H92V236L91 235ZM123 234V233H122ZM173 234V235H172ZM241 234V235H242ZM99 235V236H98ZM111 235V236H112ZM203 235H201L202 237H203ZM234 235V236H233ZM237 235V236H236ZM2 236V235H1ZM112 236V237H113ZM215 236V237H216ZM50 237V236H49ZM67 237H64L63 236V238H65V239H67ZM204 237V238H205ZM235 237H236V239H235ZM0 238H4V236L3 237H0ZM33 238V237H32ZM40 238V237H39ZM72 238V239H73ZM203 238V239H204ZM35 238H33V240H34ZM201 238H198V240H200ZM216 239V238H215ZM235 239V240H234ZM28 240H30V239H28ZM67 240H70V239H67ZM73 240H75V239H73ZM96 240V241H95ZM108 240H110L111 241V243H109V241ZM115 240V239H114ZM159 240V239H158ZM202 240V239H201ZM201 240L200 241H198L199 243L201 242ZM210 240H209V242H210ZM262 240V242H259V241H261ZM261 240H258V245H256V241L255 242H252L253 244L251 245L252 247H254V249H252L253 251H255L256 252V254H257V256L256 257H254V259H257V261H253L254 263L253 264H255V262H258V261H261V258H263L264 257V238L263 239H261ZM37 241V240H36ZM40 240H38L37 242H39ZM204 241H205V243H206V245L208 244L209 245V243H207V239L205 240L204 239ZM220 241V242H219ZM241 241H244V240H241ZM24 242V241H23ZM28 242V241H27ZM34 242L35 241H33V243H32V240L30 241V243H32L33 245H35L34 244ZM216 242H218V243H216ZM26 243V242H25ZM199 243H198V245H199ZM212 243H214L215 245H214V248H212L213 247V245H212ZM41 244V243H40ZM164 244V245H163ZM204 245V243H202L201 242V244H200V246L199 247H202L201 245ZM255 244V246H253ZM212 245V246H211ZM12 245H10L9 247V249H11L10 250V252H9V259L11 260L10 261V264H19L20 262H23V259H24V252H29V251H26V250H28L27 248L29 247V244H21V245H18L19 247H16V246H14V247H11ZM109 246H111L109 249H108V247ZM195 246V245H194ZM44 247H46V246H44ZM101 248H103V249H101ZM195 248H197V247H195ZM204 248V247H203ZM32 249V248H31ZM177 249V248H176ZM215 249V250H214ZM153 250H155V249H153ZM164 249H162L161 251H163ZM35 251V250H34ZM33 251V252H34ZM155 251H157V250H155ZM175 251V250H174ZM174 251H172V252H174ZM8 252V251H7ZM153 253H157V252H154V251H152ZM180 252V251H179ZM108 252H106V254H107ZM117 253V252H116ZM119 254L121 253V252H118ZM123 253H125V252H123ZM8 254V253H7ZM30 254V253H29ZM33 254V253H32ZM128 254V253H127ZM149 254H151V253H149ZM149 254H148V256H149ZM252 254H255L254 252H252ZM21 255V256H20ZM34 255V254H33ZM122 255V254H121ZM124 255H126V254H124ZM130 255V254H129ZM154 255H157V254H154ZM174 255H176V254H174ZM105 256H108V255H104V258L106 259V257ZM117 256V255H116ZM131 256V255H130ZM173 256V255H172ZM183 256V255H182ZM27 257V256H26ZM151 257V256H150ZM155 257H157V256H155ZM153 258V257H151V258H148V259H150L149 261H150V263L149 264H167L168 262H170L169 260H172V258H162V257H159V258ZM174 257V256H173ZM178 257V256H177ZM124 257H122V258H120V260H122L123 262H126L125 260L127 259V258H131V257H128V255L127 256H125V258L126 259H123ZM176 258V257H175ZM253 258V257H252ZM260 260H259V259ZM147 259V260H148ZM169 259V260H168ZM178 259V258H177ZM253 259V260H254ZM41 260V259H40ZM108 260V259H107ZM120 260L118 259L117 261H119L120 262ZM127 260H130V261H132V260H134L133 258H131V259H127ZM146 260V261H147ZM168 260V261H167ZM175 260V259H174ZM173 260V261H174ZM180 260H182V259H179V260H176L175 262H177V261H180ZM35 261H37V260H35ZM109 261L110 262H113V264H115L114 263V261H112V260H110L109 259ZM149 261H147V262H149ZM172 261V262H173ZM195 261V262H194ZM189 260V261H184V259L180 262V264H197L196 262V260ZM24 262H26V261H24ZM109 262V263H110ZM119 262H118V264H119ZM122 262V263H123ZM172 262H170L171 264H179V262L178 263H172ZM186 262V263H185ZM41 263H44V262H41ZM106 263H107V261H106ZM109 263H107V264H109ZM121 263V264H122ZM128 263V262H127ZM130 263H132V262H130ZM170 263H168V264H170ZM7 264H9V263H7ZM20 264H22V263H20ZM45 264V263H44ZM146 264H148V263H146ZM257 264H260V262L259 263H257Z\"/></svg>",
    "mask_w": 264,
    "mask_h": 264
},
{
    "label": "crops",
    "instance_id": "0c3cea01",
    "mask_svg": "<svg viewBox=\"0 0 264 264\" xmlns=\"http://www.w3.org/2000/svg\"><path fill=\"white\" fill-rule=\"evenodd\" d=\"M191 1V0H190ZM216 1L217 0H192L191 1V4L194 6L195 5V7H193V11H194V19H195V21H196V23H195V25H198V27L197 28H195L196 30L198 29L199 30V28L201 29V30H203L204 31V33L206 32V29L208 30V32H207V36H210V35H212L213 37L214 36H216V37H218V36H222V37H228V36H232V35H230L229 33H223L225 30H227V29H225V27H227L228 28V26H230V28H231V32L233 33L236 29H239L241 26L243 27L244 25H246V19L247 18H245V17H242V19H239V21H241L242 22V24H240L239 23V21H238V23H235L237 20H238V18H239V13H238V9H239V1L240 0H220V2L218 3V4H216V5H214L212 8H210V7H207L208 5H209V3H216ZM208 2V3H207ZM222 2H229V6L227 7V6H224L223 4H222ZM205 5V6H204ZM202 6V7H201ZM206 7V8H205ZM187 11H188V14L186 15V12L185 13H183V14H181V18H182V20L184 19V17H188V18H190L191 16V14L193 13L192 12V10L190 9V7H189V9H187ZM220 11V12H219ZM174 13V12H173ZM207 14H210L211 16H213L215 19H218V24H216V25H212V26H210L211 27V33L209 32V27H208V25L206 24V23H204L205 22V20H206V17H207ZM223 14H225V15H227V22H219L221 19L223 20L224 19V17L225 16H223ZM87 15V17H86V21L88 22V21H93L94 20V18L92 17V16H90V15H88V14H86ZM177 14L175 13V16H176ZM180 15V14H179ZM178 15V16H179ZM186 15V16H185ZM85 16V15H84ZM106 16H109V17H111V13H109L108 15H106ZM106 16H103V17H99V18H97V19H95V20H97V21H99V22H101V21H103L104 19H105V17ZM178 16L176 17V18H178ZM219 16V17H218ZM168 17H173V15L172 14H170V12L168 13ZM181 18H179L178 20H175L173 23H175V22H178V21H180L181 20ZM197 19V20H196ZM244 20V21H243ZM87 25H88V23H87ZM204 25H205V28H204ZM227 25V26H226ZM169 27V26H168ZM167 27V28H168ZM236 28V29H235ZM86 32H88L87 30L84 32V28L82 29V32H81V35L83 34L84 35V38H89L90 40H92V43H94V44H97L96 46H97V50L100 52L101 50L99 49V45H100V43H102L103 41H101V40H98V39H96V38H93V37H91L90 36V34L89 33H86ZM195 35H197L196 33H194V35L193 36H195ZM205 35V34H204ZM203 35V36H204ZM189 38H191V39H193V42L195 41L196 42V40L194 39L195 37H193L192 38V33L188 36V38L187 39H189ZM186 39V40H187ZM79 42H76L74 45H80L81 43L82 44H88V43H86L85 41H87V40H85V39H82V40H78ZM198 41V43L197 44H193V45H195V46H199V40H197ZM224 43V42H223ZM222 42H221V44H223ZM103 44H104V47H105V43L103 42ZM219 42H216L214 45H221ZM46 46H48L47 44H46ZM81 46V45H80ZM95 46V45H94ZM77 47V46H76ZM218 47V46H217ZM217 47H214L213 46V49L215 48H217ZM51 48H52V51H51ZM51 48L48 46V50H49V56H52V59H59V61H56V60H52L51 61V63H54V68H52L51 69V67H48V66H50V64L51 63H49V61H48V58H47V56L48 55H46V64H47V66H44V68H46L47 69V73L48 72H54V73H63L64 74V77H66V75H65V73L64 72H67V71H71V73H73L72 72V70L75 68V63L76 62H78V65H79V58L77 57V55H65V56H53L52 55V53L53 52H58V51H60V52H64V53H70V52H73V51H75V48L74 47H71V48H69V49H65V50H59V47H54L53 46V44H51ZM55 48H57V49H55ZM208 47H204L203 49L204 50H206ZM104 49V48H103ZM212 49V48H211ZM231 51V50H230ZM92 54H95V52H93V53H91L90 54V59L92 60ZM97 54V53H96ZM69 68V69H68ZM46 71V70H45ZM64 79V78H63ZM63 79H58V80H56V81H54L53 83L55 84V83H57L58 85H62V80ZM41 97V96H40ZM44 101H45V97H44Z\"/></svg>",
    "mask_w": 264,
    "mask_h": 264
},
{
    "label": "water",
    "instance_id": "95a60500",
    "mask_svg": "<svg viewBox=\"0 0 264 264\" xmlns=\"http://www.w3.org/2000/svg\"><path fill=\"white\" fill-rule=\"evenodd\" d=\"M140 231L143 232V233L148 234L151 238L153 237V233L150 230L141 229Z\"/></svg>",
    "mask_w": 264,
    "mask_h": 264
}]
</instances>
